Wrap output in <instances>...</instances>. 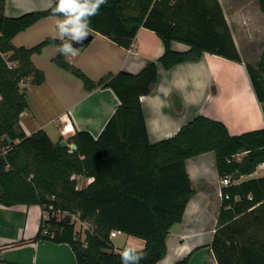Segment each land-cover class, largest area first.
Here are the masks:
<instances>
[{"label":"trees","instance_id":"trees-1","mask_svg":"<svg viewBox=\"0 0 264 264\" xmlns=\"http://www.w3.org/2000/svg\"><path fill=\"white\" fill-rule=\"evenodd\" d=\"M0 0V206H39L47 213L33 242L66 244L76 264H122L109 238L119 231L145 242L139 264H157L166 255L170 229L182 221L193 195L185 162L206 153L215 156L220 179L231 184L221 188V207L209 249L217 264H264V177L238 182L264 164V129L231 136L221 122L198 116L173 137L150 144L140 98L151 94L157 82V64L168 71L203 53L240 62L218 0H107L90 18L89 32L104 36L129 49L141 28L154 32L164 45L157 63L139 73L107 74L91 81L58 54L54 65L79 79L85 92L110 89L119 101L97 139L76 132L52 143L41 130L27 136L19 117L28 107L21 85L41 86L42 71L31 62L47 46L61 44L46 38L31 48H16L12 40L41 19L57 17L54 4L47 10L16 19L3 15ZM264 14V0H258ZM171 42L189 47L174 52ZM252 89L264 115V45L257 63L246 66ZM242 157L237 160L238 156ZM75 177L93 182L78 190ZM236 178L237 180H234ZM50 207L52 210H50ZM78 215L93 226L81 235L71 217ZM258 229L260 237L250 235ZM189 256L175 264H187Z\"/></svg>","mask_w":264,"mask_h":264},{"label":"crops","instance_id":"crops-1","mask_svg":"<svg viewBox=\"0 0 264 264\" xmlns=\"http://www.w3.org/2000/svg\"><path fill=\"white\" fill-rule=\"evenodd\" d=\"M54 2L4 0L3 15L16 19L47 10ZM218 3L240 62L203 53L199 60L178 64L168 71L157 64L154 90L140 98L148 141L152 145L173 137L198 116L221 122L231 136L264 129L262 108L246 71L247 65L257 63L264 45V14L258 0H218ZM56 23L57 17L39 20L15 36L13 46L31 48L49 37L59 39ZM89 33L92 41L88 45L77 49V55L64 57L94 82L107 74H137L148 63H157L165 50L160 38L144 28L138 30L129 49L117 46L104 36ZM170 49L184 53L189 47L171 42ZM58 54L59 47L51 45L31 57L35 68L43 72L45 82L41 86L22 84L25 91L29 88V93L37 90L38 98L34 114L27 104L26 111L19 117L20 126L27 136L43 131L54 144L76 132H87L97 139L119 101L110 89L85 92L79 79L54 65L53 59ZM185 170L193 195L182 221L170 229L165 242L166 255L157 264H175L188 256L187 264H217L209 249L222 201L214 154L188 159ZM251 177H264V164L240 181ZM75 180L78 190L86 189L93 182L92 178L84 177H75ZM45 214L39 206H0V264H76L68 245L44 240L33 242ZM120 236L122 238L116 240ZM110 240L116 253L127 248L140 252L145 247L143 240L123 233Z\"/></svg>","mask_w":264,"mask_h":264},{"label":"clouds","instance_id":"clouds-1","mask_svg":"<svg viewBox=\"0 0 264 264\" xmlns=\"http://www.w3.org/2000/svg\"><path fill=\"white\" fill-rule=\"evenodd\" d=\"M107 0H56L54 12L57 14L56 30L61 41L59 54L77 55L73 45L81 43L89 36L90 18L96 15ZM142 254L133 248L121 254L122 264H139Z\"/></svg>","mask_w":264,"mask_h":264},{"label":"built area","instance_id":"built-area-1","mask_svg":"<svg viewBox=\"0 0 264 264\" xmlns=\"http://www.w3.org/2000/svg\"><path fill=\"white\" fill-rule=\"evenodd\" d=\"M70 152L72 151L71 148H70V145L68 146ZM7 150L5 149V147H1L0 148V157L1 156H4L6 154ZM238 182H241L240 179ZM220 184H221V187L222 188H225V187H228L230 186L231 184V179L229 177H225L223 179H220ZM50 210H52V208L50 207ZM58 216H64L65 217H71V223L74 224V227H76V225L78 224L80 229L77 231L78 233H81L82 235L87 232V231H91L93 226L90 225L89 223L87 222H83L79 219L78 215H70V214H67V213H60L58 212L57 213ZM44 219H47V215L45 214L44 216ZM76 230V229H75ZM121 232L119 231H113L110 233V236L109 238L110 239H113L115 238L117 235H120Z\"/></svg>","mask_w":264,"mask_h":264},{"label":"rangeland","instance_id":"rangeland-1","mask_svg":"<svg viewBox=\"0 0 264 264\" xmlns=\"http://www.w3.org/2000/svg\"><path fill=\"white\" fill-rule=\"evenodd\" d=\"M30 83L29 82H25V84L24 85H29ZM24 85H21V90L23 91V87H24ZM31 85V84H30ZM29 88H27L26 89V91H25V89H24V91L26 92L25 93V95H26V101H27V104L29 105V109H30V112L32 113V114H34V106H35V100H37V96L38 95H36V91L37 90H35V89H33V90H31V92L29 93ZM40 94H42L43 95V91L40 93ZM41 96V95H40ZM42 100H43V98H41ZM19 125H20V123H19ZM21 127V126H20ZM22 129V128H21ZM252 178H254V177H251V178H246L244 181H247V180H252ZM46 215H47V213H46ZM64 218V216L62 217V216H58L57 215V219H59V220H61V219H63ZM75 229H76V232L80 229V227H79V225L77 224L76 225V227H75ZM80 235H81V237L83 238L84 236L81 234V233H79ZM250 235H253V236H255V237H260L261 236V233H260V231L258 230V229H253V230H251V232H250ZM120 238H122V236H120L118 239H116V240H119Z\"/></svg>","mask_w":264,"mask_h":264},{"label":"water","instance_id":"water-1","mask_svg":"<svg viewBox=\"0 0 264 264\" xmlns=\"http://www.w3.org/2000/svg\"><path fill=\"white\" fill-rule=\"evenodd\" d=\"M92 41V35L89 33V36L83 40L81 43L79 44H76V42H73V45L77 48V49H80V48H83L84 46L88 45L90 42ZM60 146L61 148H66L68 147V145L66 144V142L63 140L60 142ZM70 148L71 150H75L76 149V146L75 145H70ZM234 180H237L236 178H234Z\"/></svg>","mask_w":264,"mask_h":264}]
</instances>
